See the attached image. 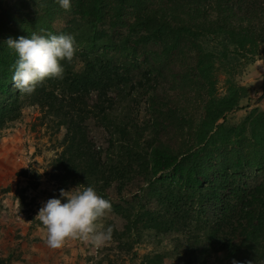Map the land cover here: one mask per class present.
Masks as SVG:
<instances>
[{"label":"trees","instance_id":"1","mask_svg":"<svg viewBox=\"0 0 264 264\" xmlns=\"http://www.w3.org/2000/svg\"><path fill=\"white\" fill-rule=\"evenodd\" d=\"M71 5L0 0V130L38 105L66 128L53 177L106 198L114 187L119 235L153 229L191 241L197 232L201 252H221L215 264H249L264 241V110L227 119L250 97L237 74L264 54V0ZM32 32L71 34L77 52L62 62V80L26 95L13 85L18 56L5 41ZM160 263L155 254L141 264Z\"/></svg>","mask_w":264,"mask_h":264},{"label":"rangeland","instance_id":"2","mask_svg":"<svg viewBox=\"0 0 264 264\" xmlns=\"http://www.w3.org/2000/svg\"><path fill=\"white\" fill-rule=\"evenodd\" d=\"M223 80L224 76L220 75L221 89L225 87ZM237 81L250 89V97L229 114L230 123L241 120L251 110L250 106L264 110V54L237 74ZM96 133L91 131V137L95 138ZM65 134L66 128L59 127L36 104L25 105L22 116L0 130V260L3 264H141L146 256L155 254L161 256L160 264L220 262L221 252L216 255L214 251L207 254L200 251L205 244L197 232L190 234L191 241L177 231L145 229L134 231L133 236L119 235L126 221L113 205L102 221L104 226H116L109 243L96 248L70 240L62 248H49L45 243L46 228L36 218L39 210L49 199L61 198V189L84 188L77 183L65 185L53 177L54 160L63 150ZM23 170L28 175H23ZM123 194L129 196L131 192ZM107 195L111 203L122 201L114 187L107 190ZM63 202H67L66 198ZM257 248L262 252L251 258L249 264H264V241Z\"/></svg>","mask_w":264,"mask_h":264},{"label":"clouds","instance_id":"3","mask_svg":"<svg viewBox=\"0 0 264 264\" xmlns=\"http://www.w3.org/2000/svg\"><path fill=\"white\" fill-rule=\"evenodd\" d=\"M65 11H71V0H56ZM5 44L18 56L13 65L12 81L22 94L33 95L46 79L62 80L65 75L63 61L71 64L76 56V41L71 34L9 37ZM61 198L49 199L36 218L46 228L45 243L51 249L62 248L67 241L78 240L96 248L109 243L115 225L104 226L102 221L112 211L110 199L100 195L94 186H79L60 190ZM66 198L67 202H63Z\"/></svg>","mask_w":264,"mask_h":264},{"label":"crops","instance_id":"4","mask_svg":"<svg viewBox=\"0 0 264 264\" xmlns=\"http://www.w3.org/2000/svg\"><path fill=\"white\" fill-rule=\"evenodd\" d=\"M248 98H249V97H248ZM248 98H247V100H248ZM245 100H246V99H245ZM252 107H253V106H250L249 109H252ZM247 109H248V108H247Z\"/></svg>","mask_w":264,"mask_h":264}]
</instances>
